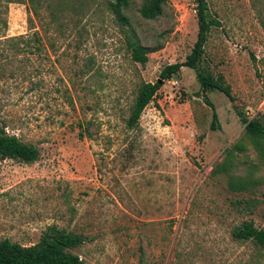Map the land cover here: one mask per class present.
I'll return each instance as SVG.
<instances>
[{
    "label": "rangeland",
    "instance_id": "rangeland-1",
    "mask_svg": "<svg viewBox=\"0 0 264 264\" xmlns=\"http://www.w3.org/2000/svg\"><path fill=\"white\" fill-rule=\"evenodd\" d=\"M107 1L0 0V128L41 153L0 157V240L32 245L55 224L86 237L73 252L87 264H264V248L232 237L243 221L264 229V158L242 121L264 122V0H207L220 25L203 64L233 100L192 68L161 76L196 43V0H167L156 19L129 0L157 48L146 65ZM143 81L161 88L130 128Z\"/></svg>",
    "mask_w": 264,
    "mask_h": 264
},
{
    "label": "trees",
    "instance_id": "trees-1",
    "mask_svg": "<svg viewBox=\"0 0 264 264\" xmlns=\"http://www.w3.org/2000/svg\"><path fill=\"white\" fill-rule=\"evenodd\" d=\"M8 2H24L25 0H7ZM30 3L36 0H28ZM167 0H143L140 14L145 19H156L163 14ZM110 11L116 16L119 23L127 28L128 44L134 61L146 65L149 61V53L156 51L157 48L146 47L141 44L136 32L132 29L130 18L126 15L125 9L129 6V0H108ZM197 5V24L198 34L196 43L188 54L186 60L181 63H174L166 66L162 72V78H168L178 74L183 66L192 68L196 71V76L204 92L218 89L224 92L230 100L233 95L229 86L224 85L221 77H216L214 73L203 64L205 45L208 40L209 32L214 26L220 25L217 16L211 11L207 0H196ZM38 16V11H34ZM32 19V17H31ZM35 42H28L30 51L33 47L39 48L42 37L38 31L32 34ZM35 52V51H34ZM161 83L156 81L140 83L137 95L134 100L132 112L127 119V125L135 128L139 125L141 115L147 104L157 96ZM206 103L214 108L210 99L204 97ZM218 114L214 110L212 128H216ZM245 123L246 133L255 139L261 146L259 151L264 158V122L255 117L248 119L242 117ZM236 148L243 150L245 147L240 144ZM40 149L29 142L21 140L18 136L6 133L5 129L0 128V157L15 159L27 164H32L40 159ZM248 184V183H246ZM235 188H244L240 182L231 183ZM232 237L239 241H251L254 245L264 248V229L256 226L254 221H243L232 230ZM86 241L82 234L68 231L57 225H49L42 233L38 242L32 245H22L19 242L5 238L0 240V264H87L86 261L74 249L80 247Z\"/></svg>",
    "mask_w": 264,
    "mask_h": 264
},
{
    "label": "built area",
    "instance_id": "built-area-1",
    "mask_svg": "<svg viewBox=\"0 0 264 264\" xmlns=\"http://www.w3.org/2000/svg\"><path fill=\"white\" fill-rule=\"evenodd\" d=\"M173 83H174V84H178V80H174Z\"/></svg>",
    "mask_w": 264,
    "mask_h": 264
},
{
    "label": "water",
    "instance_id": "water-1",
    "mask_svg": "<svg viewBox=\"0 0 264 264\" xmlns=\"http://www.w3.org/2000/svg\"><path fill=\"white\" fill-rule=\"evenodd\" d=\"M159 82H161V81H159Z\"/></svg>",
    "mask_w": 264,
    "mask_h": 264
}]
</instances>
